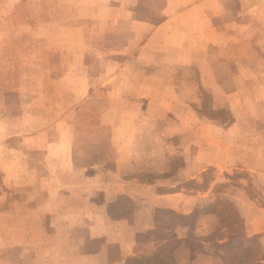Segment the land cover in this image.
<instances>
[{
	"label": "crops",
	"instance_id": "0c3cea01",
	"mask_svg": "<svg viewBox=\"0 0 264 264\" xmlns=\"http://www.w3.org/2000/svg\"><path fill=\"white\" fill-rule=\"evenodd\" d=\"M229 7L224 0H0V78L13 83L0 85V108L10 107L2 99L12 91L20 113H0V264H126L150 254L157 246L141 244L140 235L154 230L161 209L181 219L193 214L211 187L189 192L183 182H199L207 169L216 173L213 184L224 172L245 171L264 194V53ZM241 8L262 23L264 2ZM32 33L45 35L33 38L29 56L45 79L26 86L4 63L19 58L3 46ZM223 44L235 84L219 85L213 69L202 68L201 87L192 85L182 101L179 69L217 61L209 50ZM202 89L225 117L198 110ZM89 107L98 115L90 132L95 152L91 164L78 165L76 130ZM151 142L149 159H178L177 181L140 173L166 171L165 163L148 169ZM188 227L173 224L166 237L184 241ZM192 255L187 249L177 264L194 263Z\"/></svg>",
	"mask_w": 264,
	"mask_h": 264
},
{
	"label": "rangeland",
	"instance_id": "374dc122",
	"mask_svg": "<svg viewBox=\"0 0 264 264\" xmlns=\"http://www.w3.org/2000/svg\"><path fill=\"white\" fill-rule=\"evenodd\" d=\"M260 2H264V0H228V1L224 0V5L229 4L230 6L229 8L231 9L230 11H232L231 15H234L235 22L239 20V17H244V20H245L244 25L246 26L245 27L246 29L243 32V35L247 36V38L251 40H254V39L258 40V38H260L261 43L260 44L257 43L253 47L257 48L261 53H264V44H262V42L264 43V13L261 14V19H260L262 20V23L259 24L257 22L255 23V21L253 20L254 18L253 13L251 12L242 13L241 12L242 5L253 6V5L259 4ZM2 32L3 30L0 31V38L2 37ZM38 32H41V31H38ZM3 35L5 38V36L7 35L6 29ZM44 36L45 35L42 33H37V34L32 33L29 35L26 34L25 36H23L24 37L23 39L21 40L17 39V40H13L10 42H6L5 45L3 46V48H7V51L10 54L12 55L14 54L15 58L16 57L19 58V59L9 60V62L7 61L4 62L7 65L8 63H12V66L16 68V71L18 70V72L16 73V75H18L16 76L17 84L23 83L26 86H31L34 84L37 85L40 83V80L45 79V77H43V75L41 74L40 70L32 67V61L29 59L30 54L33 53V51L37 48L30 44L33 38L35 37L40 38ZM254 36H256L257 38H255ZM239 47L241 49L243 46H239ZM0 48L2 47L0 46ZM244 52H245V46H244ZM209 54L210 56H214V58H219V59H217V61L213 60L210 63H206V62L200 63L199 62L200 64H196V65L191 64L189 66H184L179 69L177 73V77L175 78V81H176L175 83L177 85V89L179 90V98L182 101H188V98L191 94V92L189 91V88H191L192 85H193L192 87L193 89H194L195 83H197L199 86L201 77H203L202 75L204 74V73L201 74L200 70L202 68L205 72L209 68H212L215 74L217 75L216 81L217 83H219V85L223 84L224 81H225V84H228V81H229V86H232L233 84H235L234 83L235 76L232 75V72L234 70L233 61H226V60H223L221 57L225 55L224 44L218 45L216 49L215 48L210 49ZM7 65L5 67H7ZM148 70H153V69L151 67ZM229 71L231 72V74L229 73ZM30 74H32L33 76ZM0 79H1L0 80L1 86L2 85L6 86L7 83L10 85H13V83H11V78L9 77L0 78ZM261 83L264 84V76L262 77ZM255 84L257 85L259 83H255ZM251 87L254 88L252 84H251ZM2 90L5 91L6 89H2ZM199 95H200V98H199L198 110L200 112H202L205 116L206 115L212 116L218 119L225 117V113L223 111L213 109L212 107L213 100H212V97L209 91L204 89L203 92H200ZM12 96H15V94L12 91H9L8 95H5V98L2 99V103L5 100H8L10 107H6V109L0 108V113H6V114L9 113L11 116H14V115L17 116L20 114L19 109L17 110L16 108H14L15 103L12 100H15V98ZM192 97H193V92H192ZM96 99L98 101H103V96L99 95ZM10 100L12 102H10ZM215 102H217V100H215ZM25 111H26V115H28L29 110H25ZM95 112H97V110H93V108H90V107L88 110H84V113H83L84 125H80V126L77 125L78 128L76 130V136L80 138V142H77L76 148L79 149L78 150L79 153L83 154V156L75 158L74 160V161H77L78 165H81L83 163L87 165L93 162V153L95 152V150L93 148V142L90 137V132H91V127L94 121L98 117V115L95 114ZM3 119L5 118L0 116V122L2 124L4 122ZM26 126L27 125H24L23 128L26 129ZM7 128H12V127H10V125L9 126L7 125ZM82 139L83 141H81ZM155 149H156V146L154 142L147 144V146L145 147V151L148 152L150 155L148 157H143V159L144 158H145L144 160L148 159L147 160L148 169L152 168L151 170H153V168L155 169H158L159 167L161 168L163 163H165L166 171H164L161 174H158L157 172L149 173L146 171H141L140 173L142 175H145L149 180L156 178L155 176H160V177L165 176L167 180H172V182L177 181V173L173 171L172 164L174 163V161L177 162L178 159H175L172 157H170L171 159H168V157H166L165 159L163 160L159 159L158 161H156V158L149 159L150 156L155 154V151H154ZM141 166H143V164L139 165L140 167L139 169L142 170ZM143 168L146 169L147 166L144 165ZM215 176H216V173L213 169H207L202 174L201 180L199 182L195 180L183 182V188H185L186 191H189V192L195 189H197L200 192L202 191L205 192L208 188L211 187L210 193L201 199V201L199 202V204L197 205L195 209V210H199L198 216H196L193 219L192 221L193 223H191V220H187L186 222V224L189 226L188 227L189 230L187 234L185 232L186 238L195 239L196 240L195 242H197L198 246H201V248L204 250V251H201L197 248L192 249L193 251H195V255H192L194 256L195 260H194V263H191V264H227L224 262L222 263L218 255H215L216 250L214 246L211 244V242L209 241V237L214 235L213 236L214 239H218V236L222 235L223 238H228L229 234L231 235L233 234L231 233L232 232L231 229L237 232L239 230L238 229L239 226H241V228L244 231H246L248 236H252V239L246 242V244L242 243L243 250H244L243 255L247 259L260 260L261 262L264 263V194L253 185V179L245 171L237 170V171H233L231 174H227L226 172H224L223 174H221V179H224L225 181L223 180L224 181L223 182L222 180H220L213 184L212 182L215 180ZM203 187H206V189H203ZM238 187L240 188L239 191H238ZM251 192L253 194V197H251ZM243 194H245L248 200L250 202H253L254 204L253 203L247 204V203H244V201L241 202L242 201L241 195ZM239 204L243 206V209H244L243 212L247 216L246 218H242L241 209H240ZM208 206H215L214 209L216 212L219 211L218 213L219 215L230 217V219L233 221V223L229 225L230 228L228 227L222 228L220 230H216V232L214 233L216 226L219 225V219L215 216V213L214 214L207 213L209 212ZM226 206H229V208L231 206L236 207L237 216L236 217L231 216L233 215L232 214L233 212L229 213L228 212L229 208H225ZM258 208L263 209L262 214L260 215L257 214L256 218L255 216H253L252 219H250V216L255 211L257 212ZM60 211H61V208L57 212H60ZM128 217L129 216L127 215V218ZM221 218L223 217H220V220ZM128 221L130 223L129 227L131 226V229H132L133 228L132 227L133 217L131 215ZM39 228L42 231L45 230V223L43 221L39 223ZM185 230L186 229L184 228L182 230L177 229V231H174V233L171 230L170 234L173 236L183 234ZM257 230L261 231V235H257V234L254 235L252 233ZM234 241L236 242V239H234ZM44 244L45 243L42 239L41 245H44ZM237 247H240V245H238ZM137 249L142 250V247L140 244L137 247ZM14 255L15 254H10V256H14ZM184 258H186L185 255H183L181 263H183V261L185 260Z\"/></svg>",
	"mask_w": 264,
	"mask_h": 264
},
{
	"label": "trees",
	"instance_id": "16d2710c",
	"mask_svg": "<svg viewBox=\"0 0 264 264\" xmlns=\"http://www.w3.org/2000/svg\"><path fill=\"white\" fill-rule=\"evenodd\" d=\"M203 189H206V187H203ZM251 197H253L252 192ZM214 207L215 206H208L209 212H207L212 214L215 213V216L219 219V225L216 226L214 233L216 230H220L222 228H230L229 225L233 223L230 217L219 215V211L216 212ZM232 207L233 206L229 208V206H226L225 208H229L228 212H233V215L231 216L236 217L237 208ZM157 214L160 217V221L156 224L154 230L140 235L142 239L141 244L154 245L157 246V249L150 254H143L139 257L128 258L126 264H177L181 255L187 249L197 248L204 251L201 246H198L195 239L188 238L183 241L176 239L175 237L168 238L166 237L167 234H165L166 229L169 230L173 224L185 225L187 220H191V223H193L192 221L196 216H198L199 210H196L185 219H181L176 213L168 209H161ZM220 217L223 218L220 220ZM238 229L239 230L237 232L231 229V233L233 234H229L228 238H223L222 235H219L218 239H214V235L209 237V241L216 250L215 255H218L222 263L224 262L227 264H264L260 260L247 259L243 255L244 250L242 243L246 244V242L252 239V236H248L246 231H244L241 226H239ZM234 239H236V242ZM238 245H240V247H237Z\"/></svg>",
	"mask_w": 264,
	"mask_h": 264
}]
</instances>
